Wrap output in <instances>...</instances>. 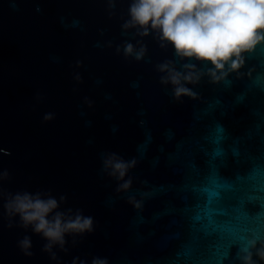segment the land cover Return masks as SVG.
<instances>
[{
	"label": "water",
	"instance_id": "1",
	"mask_svg": "<svg viewBox=\"0 0 264 264\" xmlns=\"http://www.w3.org/2000/svg\"><path fill=\"white\" fill-rule=\"evenodd\" d=\"M130 2L116 0L110 17L107 0H0L3 187L51 190L66 196L62 209L93 217L94 231L75 246L66 237L60 264H91L93 257L107 264H238L242 237L249 230L264 237V44L246 56L239 77L216 84L204 77L188 85L195 99L175 101L155 71L176 59L170 46L144 37L139 62L115 51L140 39L121 30ZM214 137L223 155L210 163L199 146L214 150L204 143ZM182 145L191 149L195 180L178 170ZM113 152L135 162L124 192L101 172L102 155ZM25 235L32 257L17 247ZM44 243L30 229L8 228L0 208V264H57L41 251Z\"/></svg>",
	"mask_w": 264,
	"mask_h": 264
},
{
	"label": "clouds",
	"instance_id": "2",
	"mask_svg": "<svg viewBox=\"0 0 264 264\" xmlns=\"http://www.w3.org/2000/svg\"><path fill=\"white\" fill-rule=\"evenodd\" d=\"M107 6L111 17L116 0H107ZM127 17L121 24L122 32L134 30L133 37L140 39L135 44L126 41L117 46L116 53L122 50L126 60L141 61L147 54L142 40L149 35L161 49L170 46L176 59L156 64L155 71L160 74L159 83L170 86L175 101L195 99L188 85L196 86L204 77L212 84L231 74L239 77L246 56L264 44V0H131ZM197 64L206 67L201 69ZM75 79L79 81L80 76ZM134 165V161L114 152L107 153L102 155L101 172L117 182V192H124L131 187V178L126 177ZM8 179V171L0 170V208L7 227L30 229L40 236L45 241L41 251L57 264V252L69 250L66 237L75 246L77 237L94 231L93 217L84 215L82 209L61 208L66 196L57 199L51 190L6 191L3 182ZM17 247L25 257L34 255L28 235L17 241ZM77 260L73 258L71 264H77ZM235 260L238 264H264V237L249 230L242 237ZM79 264L87 261L79 260ZM91 264H107L106 258L93 257Z\"/></svg>",
	"mask_w": 264,
	"mask_h": 264
},
{
	"label": "snow or ice",
	"instance_id": "3",
	"mask_svg": "<svg viewBox=\"0 0 264 264\" xmlns=\"http://www.w3.org/2000/svg\"><path fill=\"white\" fill-rule=\"evenodd\" d=\"M193 127L195 128V125H193ZM222 135L221 132L217 131L216 132V136H220ZM205 144L208 143H214L216 146L214 148V150H209L208 148L204 147L203 145H200V149L202 151H204L206 153V155L209 156V160L210 163H215L214 160H212V157L215 156L217 159L221 158L223 155V151H222V144L223 141H219L216 142L215 137L213 138L212 141H204ZM191 155V149L189 148L188 145H182L180 150L177 151V153L175 154V161L178 167V170H182L184 172V174L188 177H191L193 180L196 179L197 177V173L191 168V165L188 163L189 158ZM154 166L155 164L159 163V161H154ZM233 179H235V175L233 176ZM225 194L224 193H220V196L223 197ZM212 205H209V207H211ZM154 219H159V214L154 217ZM261 226L264 227V219L261 220ZM224 254L226 255L227 252L225 250Z\"/></svg>",
	"mask_w": 264,
	"mask_h": 264
}]
</instances>
